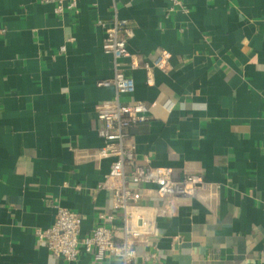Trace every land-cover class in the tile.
Returning a JSON list of instances; mask_svg holds the SVG:
<instances>
[{"label": "crops", "instance_id": "1", "mask_svg": "<svg viewBox=\"0 0 264 264\" xmlns=\"http://www.w3.org/2000/svg\"><path fill=\"white\" fill-rule=\"evenodd\" d=\"M170 3L64 0L55 12L51 1L0 0V264H120L93 251L68 261L35 233L54 222L55 204L80 214L83 234L112 208L97 112L118 95L98 83L115 71L98 21L114 16L130 20L132 56L171 53L151 83L118 58L134 80L120 102L148 106L128 128L135 161L169 166L177 180L197 170L213 186L159 214L134 264H264V0ZM139 189L164 207L154 185Z\"/></svg>", "mask_w": 264, "mask_h": 264}, {"label": "built area", "instance_id": "2", "mask_svg": "<svg viewBox=\"0 0 264 264\" xmlns=\"http://www.w3.org/2000/svg\"><path fill=\"white\" fill-rule=\"evenodd\" d=\"M55 3L54 11L61 12L64 0H45ZM75 4V0H70ZM171 8L185 9L182 0H170ZM130 20L117 16L105 22L103 49L113 53L114 75L112 79H102L98 83L112 82L118 95L99 106L97 116L101 121L97 128L102 138L100 156H113L110 170L105 175L101 186L112 192V208L97 214L94 227L90 233L81 232V217L60 204H55L54 222L46 228H38L35 233L50 253L61 256L68 261L74 260L81 252H94L95 261H102L107 256H117L120 264H134L137 257V246L153 242L155 219L159 214L172 212L175 205L184 198H190L204 190H212L200 171L186 172L181 179H174L169 166L152 165L135 161V144L129 140L128 128L147 120L148 106L142 100L123 104L119 100L120 93H132L134 80L118 68V58L130 57L132 68L142 67L148 71L147 82H152L149 72L152 67L167 70L171 53L162 48L151 61L132 56L126 48V37L132 33L128 26ZM167 105V104H166ZM130 169L126 171L125 167ZM141 184H152L156 197L165 199L164 207L154 203L139 192ZM215 187V186H214ZM151 252L145 258L155 259Z\"/></svg>", "mask_w": 264, "mask_h": 264}]
</instances>
